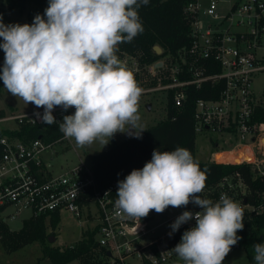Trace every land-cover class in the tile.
<instances>
[{
    "label": "clouds",
    "instance_id": "clouds-1",
    "mask_svg": "<svg viewBox=\"0 0 264 264\" xmlns=\"http://www.w3.org/2000/svg\"><path fill=\"white\" fill-rule=\"evenodd\" d=\"M150 0H49L44 15L31 24H5L0 17V48L4 88L25 104L43 108L34 115L57 123L53 110L74 107L59 130L78 147L107 145L116 133L141 138L139 101L143 89L116 55L118 45L130 43L144 31L138 9ZM206 171L183 147L153 150L142 169L118 182L116 215L138 222L151 211L189 203L202 211H184L171 224L172 232L189 220L172 250L184 264H223L242 238L244 209L222 194L218 202L202 198ZM171 234V233H170ZM255 264H264V244L253 245Z\"/></svg>",
    "mask_w": 264,
    "mask_h": 264
},
{
    "label": "built area",
    "instance_id": "built-area-1",
    "mask_svg": "<svg viewBox=\"0 0 264 264\" xmlns=\"http://www.w3.org/2000/svg\"><path fill=\"white\" fill-rule=\"evenodd\" d=\"M186 13L193 19L190 43L174 53L163 54V48L158 53L154 47L156 53L163 56L144 65L147 73L146 76L140 74L141 82L149 87L147 93H164L167 105L171 95L176 107L185 104L189 87L202 89L211 85L210 91H217V96L200 97L195 102V131L197 134L217 133L221 136L216 146L224 143L232 147L213 151L210 160L219 162L215 158L219 151L251 146L252 161L225 163L249 164L255 178L264 181V121L256 117L264 106V96H257L253 86L254 77L264 73V0H211L204 9L199 0H194ZM137 73H140L138 67L133 75ZM43 111L3 115L0 122L15 121V128H9L12 130L24 124L42 125L44 123L34 114H43ZM70 113H73L72 108L64 111L57 106L52 113L55 124L59 126ZM65 138L63 135L56 143ZM54 143L41 138L27 141L11 135L0 138L3 148L0 218L4 222L25 212L29 216L24 222L68 211L79 219L85 215L84 221L97 222L94 227H97V250L105 264H166L175 256L166 234L145 241L150 223L144 224L141 219L138 227V222L116 215V193L122 179L100 188L92 166L83 162L66 171L54 172L51 163L44 162L43 158L44 153L51 152ZM218 188L221 195L226 194L243 207V219L264 211V192L257 204L243 200L247 186L239 173L226 177ZM188 211L195 214L202 209ZM184 224L192 228L196 221L192 219Z\"/></svg>",
    "mask_w": 264,
    "mask_h": 264
},
{
    "label": "trees",
    "instance_id": "trees-1",
    "mask_svg": "<svg viewBox=\"0 0 264 264\" xmlns=\"http://www.w3.org/2000/svg\"><path fill=\"white\" fill-rule=\"evenodd\" d=\"M10 9L18 7L19 11L34 3L36 15H44V7L49 0H7ZM194 0H150L147 6L138 9L144 31L130 43L118 45L116 55L119 59L130 55L140 66L151 64L160 59L165 53H174L190 43V29L192 17L186 13V8ZM159 45L163 48L162 55L157 54L154 47ZM4 62L0 63V69ZM0 75L1 72H0ZM135 80L141 87V75H134ZM2 79H0L1 85ZM211 85H205L202 89L189 87L187 99L183 106L176 107L172 96H169L167 116L156 125L145 129L141 138L127 136L122 142L115 143L105 151L92 155V169L95 174L98 187H108L114 180H124L132 170L142 169L152 158L153 150L170 151L176 147L188 149L194 159L199 162L201 170L206 171V186L203 190L215 189L226 177L239 173L247 186L243 200L248 204H257L264 192V181L255 178L249 164H234L216 162L211 160H199L197 158L196 138L194 122L195 102L200 97L211 98L217 96L216 92L210 91ZM4 112L0 111V116ZM71 115V113L69 114ZM257 119L264 121V106L257 111ZM3 135L20 137L23 140L43 139L47 143L56 142L64 134L56 124H24L19 129L0 128V138ZM3 148L0 144V154ZM236 182V179H234ZM215 196L221 195L220 188L215 190ZM116 198H118L116 196ZM154 210L147 217L142 218L144 224L150 223L156 215ZM60 221L59 213H52L50 217L42 215L36 219L24 222L23 227L14 231L0 218V244L10 251L18 250L32 242L43 244V252L52 264H68L79 260L83 264L96 263V256H101L97 250V227L83 233V238L75 245L68 247L52 246L49 243L51 233L48 230V222L52 228L57 227ZM244 228L237 232L242 237L231 249H243L249 264H255L253 245L264 244V211L252 218L244 219ZM190 227L187 224L168 233L169 243L173 248L180 243L181 237ZM171 233V234H170ZM230 251V252H231ZM229 252V253H230ZM97 254V255H96ZM176 255V253H175ZM104 264V262H103Z\"/></svg>",
    "mask_w": 264,
    "mask_h": 264
},
{
    "label": "rangeland",
    "instance_id": "rangeland-1",
    "mask_svg": "<svg viewBox=\"0 0 264 264\" xmlns=\"http://www.w3.org/2000/svg\"><path fill=\"white\" fill-rule=\"evenodd\" d=\"M201 8H206L211 0H199ZM226 7L228 4L225 5ZM48 7L46 5L44 10ZM36 16V5L34 3L28 4L23 11H19L18 7L10 9L7 0H0V17L3 22L7 24H31ZM3 39L0 38V43ZM4 52L0 48V63L4 62ZM121 62L133 73V70L138 67L140 74L146 76L147 69L144 66H140L130 55H125L120 59ZM3 68V67H2ZM2 68L0 72L2 74ZM133 69V70H132ZM149 82V81H148ZM146 82H142L141 88L143 93L139 101V114L141 116V125L144 129L156 125L159 121L163 120L167 116V102L166 95L160 91L147 93L149 89ZM254 90L257 96H264V73L257 74L254 77ZM151 104L152 107H148ZM72 108V114L75 112V108ZM43 109L37 108L34 104H25L22 99L14 97L11 93H8L4 88L3 81L0 85V111L4 112V116L12 113H24L35 110ZM15 121L0 122V128H15ZM221 135L214 132L198 133L196 138V146L198 148L197 158L199 160L208 159L215 150L231 149L232 145L220 143L216 146V141ZM127 137V133H116L115 136L109 141V143L103 146L99 142H94L89 146L78 147L74 139L65 138L62 142L54 143L51 152L44 153V162H50L52 169L56 173H60L76 166L80 163H85L88 166L92 165V155L105 151L108 147L115 143L122 142ZM251 147V146H250ZM237 149V148H235ZM90 150H94V153L90 155ZM225 153V152H224ZM224 153L217 155L218 160ZM206 159V160H207ZM210 160V159H209ZM221 162V161H219ZM229 162V161H227ZM238 163V162H234ZM233 182L232 180H230ZM215 189L206 190L200 193L202 198L212 200L214 203L218 202L217 196H215ZM239 189V188H238ZM201 209L194 203H189L185 207H171L169 206L163 213H158L156 217L150 221L149 232L145 236V241L160 238L163 235H168L171 229V224L175 222L176 217L180 216L184 211L189 209ZM29 213L25 212L16 219L9 218L6 223L11 230L18 231L23 227L24 220L28 218ZM85 215L80 219L68 211H62L60 214V221L57 227L52 228L48 222V230L51 233L49 243L52 246H58L61 248L73 246L77 244L82 238L83 233L87 230H91L97 224L96 221L90 219L89 222L84 221ZM183 225V224H182ZM43 244L40 242H32L24 247L10 251L5 246L0 244V264H52L48 257H45L43 252ZM97 255V254H96ZM102 257L96 256V263L101 262ZM102 261L100 264H103ZM68 264H83L79 260H74ZM105 264V263H104ZM166 264H184L180 260L177 254ZM223 264H249L245 251L243 249L232 250L224 259Z\"/></svg>",
    "mask_w": 264,
    "mask_h": 264
},
{
    "label": "bare ground",
    "instance_id": "bare-ground-1",
    "mask_svg": "<svg viewBox=\"0 0 264 264\" xmlns=\"http://www.w3.org/2000/svg\"><path fill=\"white\" fill-rule=\"evenodd\" d=\"M219 153H224L223 152H217L215 155L216 160H218L217 155ZM242 160H246V161H252L253 157H252V151L250 149L249 146H244L242 148H239L237 150H230V151H225V153L222 155L221 162H242Z\"/></svg>",
    "mask_w": 264,
    "mask_h": 264
},
{
    "label": "water",
    "instance_id": "water-1",
    "mask_svg": "<svg viewBox=\"0 0 264 264\" xmlns=\"http://www.w3.org/2000/svg\"><path fill=\"white\" fill-rule=\"evenodd\" d=\"M155 48H156V50H157L158 53L161 52V47H160L159 45H156ZM160 65H161V63L158 64V66H160ZM148 107L150 108V107H152V105L149 104ZM127 136L129 137L128 134H127ZM93 153H94V150H90V155H92ZM50 240H51V239H50Z\"/></svg>",
    "mask_w": 264,
    "mask_h": 264
},
{
    "label": "crops",
    "instance_id": "crops-1",
    "mask_svg": "<svg viewBox=\"0 0 264 264\" xmlns=\"http://www.w3.org/2000/svg\"><path fill=\"white\" fill-rule=\"evenodd\" d=\"M220 152V151H219ZM197 153H198V148H197ZM207 159V158H206ZM206 159H203V160H206ZM210 158H208L207 160H209ZM193 209V208H192ZM196 210H198V209H196ZM177 218V217H176Z\"/></svg>",
    "mask_w": 264,
    "mask_h": 264
}]
</instances>
